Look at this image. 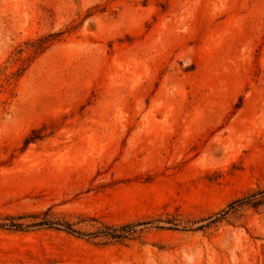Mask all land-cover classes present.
Here are the masks:
<instances>
[{"label": "rangeland", "instance_id": "374dc122", "mask_svg": "<svg viewBox=\"0 0 264 264\" xmlns=\"http://www.w3.org/2000/svg\"><path fill=\"white\" fill-rule=\"evenodd\" d=\"M258 188L264 0H0V264H264Z\"/></svg>", "mask_w": 264, "mask_h": 264}, {"label": "trees", "instance_id": "16d2710c", "mask_svg": "<svg viewBox=\"0 0 264 264\" xmlns=\"http://www.w3.org/2000/svg\"><path fill=\"white\" fill-rule=\"evenodd\" d=\"M61 35V32L48 33L45 35H40L32 40H29L26 43L27 49L29 52V57L35 58L36 56L43 53L54 40H57ZM29 59V58H28ZM28 66H25V62L23 61L21 65L17 68V70L13 73L14 77L20 76L24 70ZM264 204V188H258L249 192L247 195L239 198L228 205V208H233L235 206L249 205L251 207H258ZM227 211L222 209L221 214H226ZM20 217L14 218L10 217L8 223H0V227H8L16 230H21L29 226L27 223L17 222ZM40 222V221H39ZM43 224H47L48 226H55L61 229H64L71 233H76L77 231L73 229L72 225L68 222L61 223L60 221H41ZM146 222L142 223L145 224ZM41 224V223H39ZM135 224L125 223L119 226H112L101 224V227L98 228L95 232L90 233V236H101L108 239H113L116 241L129 239L136 231ZM83 234V233H82Z\"/></svg>", "mask_w": 264, "mask_h": 264}]
</instances>
